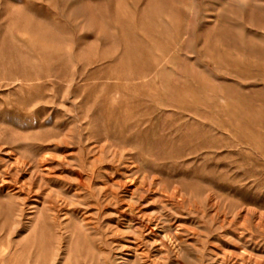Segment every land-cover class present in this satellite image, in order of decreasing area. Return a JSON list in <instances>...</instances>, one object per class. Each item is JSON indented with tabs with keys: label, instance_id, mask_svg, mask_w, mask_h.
Masks as SVG:
<instances>
[{
	"label": "rangeland",
	"instance_id": "374dc122",
	"mask_svg": "<svg viewBox=\"0 0 264 264\" xmlns=\"http://www.w3.org/2000/svg\"><path fill=\"white\" fill-rule=\"evenodd\" d=\"M0 264H264V0H0Z\"/></svg>",
	"mask_w": 264,
	"mask_h": 264
}]
</instances>
